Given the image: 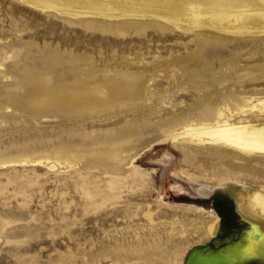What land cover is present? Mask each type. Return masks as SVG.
I'll list each match as a JSON object with an SVG mask.
<instances>
[{"label": "rangeland", "instance_id": "1", "mask_svg": "<svg viewBox=\"0 0 264 264\" xmlns=\"http://www.w3.org/2000/svg\"><path fill=\"white\" fill-rule=\"evenodd\" d=\"M192 1L104 19L0 0V264H187L214 197L248 236L237 191L264 217V157L171 137L264 101V4L205 0L196 23Z\"/></svg>", "mask_w": 264, "mask_h": 264}, {"label": "bare ground", "instance_id": "2", "mask_svg": "<svg viewBox=\"0 0 264 264\" xmlns=\"http://www.w3.org/2000/svg\"><path fill=\"white\" fill-rule=\"evenodd\" d=\"M25 4L42 9L54 10L61 13H71L74 16H96L104 19H121L127 17L130 11L139 6L149 4L162 7L170 6L173 0H22ZM183 2L184 0H180ZM205 0H197L189 3V14L196 23L210 19L206 11ZM264 4V0H259ZM138 3V4H137ZM245 21V16L238 17ZM251 23L259 24L257 17L250 19ZM249 30H236L238 34L248 33ZM142 87L143 80H137ZM64 98L59 101L63 102ZM250 100L245 107L239 106L236 110L230 107H222L215 110L213 121L197 124H187L179 131L172 134V139H183L197 145H210V149L219 152L221 159L231 157L236 160L250 161L256 157H264V101L258 104ZM236 116L238 119H236ZM217 147V148H216ZM31 162L44 163L42 160ZM50 168L57 165L73 164L69 160L52 161L46 159ZM207 188H201L200 194L209 196ZM239 213L251 223L249 236L246 237V245L241 252L228 248H220L218 251L209 250L199 253L194 250L187 264H246L257 262L264 264V217L258 216L253 208L262 206V203L253 194L239 190L236 194ZM237 212V210H236ZM238 214V212H237ZM217 219L207 228V233L213 238L218 231ZM247 231V232H248ZM244 240V239H243ZM239 245H241L239 243ZM236 246V245H235ZM217 249V248H216Z\"/></svg>", "mask_w": 264, "mask_h": 264}, {"label": "flooded vegetation", "instance_id": "3", "mask_svg": "<svg viewBox=\"0 0 264 264\" xmlns=\"http://www.w3.org/2000/svg\"><path fill=\"white\" fill-rule=\"evenodd\" d=\"M211 206L220 216V222L218 231L209 243V247L217 251V249L230 246L240 252V250L243 249L242 246L245 244L247 235L231 202L220 197H214L211 200ZM214 242L218 244L217 249L214 246ZM239 243L241 245H239Z\"/></svg>", "mask_w": 264, "mask_h": 264}, {"label": "water", "instance_id": "4", "mask_svg": "<svg viewBox=\"0 0 264 264\" xmlns=\"http://www.w3.org/2000/svg\"><path fill=\"white\" fill-rule=\"evenodd\" d=\"M202 201L201 200H195V203H201ZM206 201H204L203 202V204L205 203ZM231 203H232V206H233V209H234V211H235V213L237 214V212H236V209H235V203H234V201H233V199L231 198ZM217 213V212H216ZM238 215V214H237ZM219 216V215H218ZM239 216V215H238ZM219 218H220V216H219ZM239 219H240V221L242 222L241 224L242 225H244L245 226V230H247L248 229V224L244 221V220H242L241 218H240V216H239ZM211 242V241H210ZM246 245V241H245V244L242 246V248L244 247ZM214 246H215V248H217V246H218V244L217 243H215L214 242ZM228 247H230V246H226V248H228ZM210 247H209V244H207V245H205V246H202V247H199L198 249L199 250H206V249H209ZM231 248V250H235V248H233V247H230ZM213 250V249H212ZM215 250V249H214ZM217 251H218V249H217ZM237 251V250H236ZM240 252H241V250H240Z\"/></svg>", "mask_w": 264, "mask_h": 264}]
</instances>
